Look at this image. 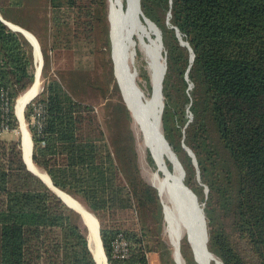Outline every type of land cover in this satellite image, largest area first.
Wrapping results in <instances>:
<instances>
[{"label": "trees", "instance_id": "obj_1", "mask_svg": "<svg viewBox=\"0 0 264 264\" xmlns=\"http://www.w3.org/2000/svg\"><path fill=\"white\" fill-rule=\"evenodd\" d=\"M141 6L162 33L163 127L185 182L205 201L208 247L225 264H264V0H141ZM109 10V0H0L3 18L33 32L44 56L43 89L24 112L33 160L98 217L109 264H151L153 252L159 264H178L164 237L159 190L139 166L134 118L114 71ZM57 51L72 60L52 73ZM147 64L142 57L138 79L150 91ZM34 80L32 43L0 19V85L16 104ZM93 96L102 97L103 117ZM11 127L19 128L14 111ZM152 155L148 150L157 168ZM126 212L138 227L118 224ZM121 232L130 243L123 259L112 249ZM181 251L188 264H199L187 237ZM0 264H97L81 214L28 168L20 138L0 137Z\"/></svg>", "mask_w": 264, "mask_h": 264}, {"label": "bare ground", "instance_id": "obj_2", "mask_svg": "<svg viewBox=\"0 0 264 264\" xmlns=\"http://www.w3.org/2000/svg\"><path fill=\"white\" fill-rule=\"evenodd\" d=\"M110 0V13L113 23H120V34L117 30L114 32V39L121 43V50L123 49V55L128 56L132 61L133 47L137 49L136 43L139 40L143 50L148 56L149 69L154 85V100L159 96V86L161 78L162 60L158 58V44L159 38L157 37L158 30L155 25L148 21L139 22L135 11L136 5L135 0ZM127 8V9H126ZM119 21V22H118ZM11 26L18 28V25L10 23ZM31 42L35 46L36 55V76L37 79L33 85H31L24 93H22L15 104V111L21 121L22 133H23V149L24 155L32 169L40 173L47 181L50 180L49 174L43 168L39 167L32 158V139L30 131L25 125L24 112L27 103L34 97V95L40 89V75H41V64L42 56L38 44L34 35L28 31H24ZM136 36L138 37H135ZM129 44V48H128ZM122 58V56L120 57ZM118 59L119 63L122 61ZM128 59V63H129ZM125 66V65H124ZM131 66V65H130ZM132 70V67H131ZM121 82L124 87V92L127 97V101L134 114V119L141 124V142L142 148H148L157 163V169L153 177L154 185L159 189L163 203L165 205L166 216H167V227L166 233L169 236L171 243L174 246L175 257L180 264H188L185 260L182 251L181 243L184 237L190 239L193 246L195 256L199 264H222L220 258L216 255L211 254L205 246L204 229L200 227V220L195 214H186L181 209L178 198L173 190V184L179 179L181 166L178 162L177 157L172 153L170 149L165 147L164 143L159 137L152 136L151 124H154V118L152 112H150L151 96H141L136 90V85L130 82L131 79H126L120 72ZM148 108V109H147ZM169 161L172 167L169 166ZM174 165V169H173ZM50 182V181H49ZM54 186V185H52ZM54 188L64 197V199L79 207L85 212L86 218L94 229L93 233V244L92 248L99 261L98 264H107L106 255L102 249V242L97 233V221L94 213L77 197L68 193L67 191L60 189L59 187ZM96 226V227H95Z\"/></svg>", "mask_w": 264, "mask_h": 264}, {"label": "water", "instance_id": "obj_3", "mask_svg": "<svg viewBox=\"0 0 264 264\" xmlns=\"http://www.w3.org/2000/svg\"><path fill=\"white\" fill-rule=\"evenodd\" d=\"M135 5H136L135 14H136V17H137L138 21L139 22H142V21L148 22V21H150V22H152L155 25V27L158 30L157 37L159 38V44L157 46L158 47L157 53H158L159 60L160 61L162 60L161 61L162 62V68H161V78H160V86H159V96H158V98L156 100L153 99L154 98V85H153V79L151 77L152 92H150V96H151V101H152V99H153V101L150 103V108H149L150 110L149 111L152 112L153 118H154V124H151V133H152V136L159 137V139L164 143L165 147L170 149L172 151V153L177 157L178 162H179V164L181 166V172H180L179 179L176 180L175 183L173 184L174 193L176 194V197L178 198V202L180 203V206H181V209L183 210V212H185L186 214L188 213L190 215L193 213L197 217H199L200 227L202 226V228L204 229L205 246H206V248L208 249V251L211 254L216 255L208 247V244H209V231H208V225H207V218H206V214H205V210H204V204L205 203L201 202L199 200V197H198L197 193L192 189V187L190 185H188L185 182L186 170H185L183 164L181 163L177 153L175 152V150L173 149V147L170 144L169 140L167 139V137L165 135L164 127H163V111H164V106H165V96H164V92H163V80H164V76H165V73H166V70H167V57H166V54L164 52V42H163L162 33H161V30L158 27V25L153 20H151L147 15H145V13H144V11L142 9V6H141V0H135ZM0 19L3 20L12 29L17 30V31H21L24 34L25 28L21 27L20 25H18V28H15V27L11 26V24H10L11 22H9L5 18H3L1 14H0ZM109 20H110V23H111L110 36H111V42H112V58H113V61H114L115 76H116L117 81L119 83L123 98H124V100H125V102H126V104L128 106V109L131 111V108H130L129 103L127 101V97H126L125 92H124L123 84L121 82L120 72H122V76L124 78L131 79L130 82H132V83H134L136 85V90L138 91V93L141 96L145 97V95H146L145 90L140 85V83L138 81V69L134 65L135 56L137 55V49L133 47L132 70H131V66L128 63L129 55L128 56H124L123 55V49L121 50V43H120L121 40L116 43V41L114 39L115 30H117V28H118V32L120 34L121 28H120V23H113V20L111 18L110 10H109ZM176 30H177V35L179 36V39H180L181 43L187 45L188 47H190V49L192 51L191 61H193L194 56H195V54L193 52V49L191 48L189 42L183 38V35H182V32L180 31V29L176 28ZM32 34L34 35V37L36 39V42L38 44V47L40 49V52L42 54L40 42H39L37 36L34 33H32ZM31 43H32V45L34 47V53H35V46H34L33 42H31ZM128 48H129V44H128ZM121 56H122V58H120ZM119 58L122 60L120 63L118 61ZM42 67H43V61H42V64H41V68ZM187 77H188V73H187ZM35 81H36V73H35ZM131 113H132V116L134 118V114H133L132 111H131ZM16 115H17V113H16ZM17 117H18V115H17ZM18 119H19V117H18ZM191 120H192V115H191ZM20 125H21V123H20ZM23 137L24 136H22V148H23ZM31 139H32V158H33V145H34V142H33L32 135H31ZM184 148L187 149L189 151V153L193 156L194 162H195V164L198 167V160H197V156H196L195 152L189 146H187L186 144H184ZM23 158H24V161L26 162L28 168L35 175H37L44 182H46L62 198V200L68 206H70L71 208H73L74 210L78 211L81 214V216L83 218V221L85 222V224L87 225V228H88L89 247H90V249H91V251H92V253L94 255V258H95V260H96V262L98 264L99 261H98L97 256H96V254H95V252H94V250L92 248V244H93L92 240H93L94 229L92 228L91 224L87 220L86 215H85L86 213L83 212V210L81 208L75 207L71 203H68L64 199V197H62V195L54 188V186L55 187H57V186L53 183L50 175H49V177H50V180H49L50 182H49L43 176H41L40 173H38L37 171H35L34 169L31 168V166L29 165V163H28V161H27V159H26V157L24 155V149H23ZM173 169H174V165H173ZM199 178H200V175H199ZM52 185H54V186H52ZM205 191H206L207 194L209 193V187L208 186H205ZM159 195L161 196L160 192H159ZM163 207H164L163 208L164 218H165V221H167V216H166V210H165L164 203H163ZM95 217H96V215H95ZM96 221H97V233H98V235L100 237V240L102 242L103 252L106 255V252H105V249H104V244H103L101 233H100V222H99V219L97 217H96ZM188 242H189L190 246L192 247V250H193V253H194V257H195L196 261L198 262V260H197V258L195 256V252H194L193 246H192L191 241H190L189 238H188ZM174 258H175L176 262L178 264H180L175 256H174ZM220 260H221L222 264H225L221 258H220ZM106 263L109 264L107 255H106Z\"/></svg>", "mask_w": 264, "mask_h": 264}, {"label": "rangeland", "instance_id": "obj_4", "mask_svg": "<svg viewBox=\"0 0 264 264\" xmlns=\"http://www.w3.org/2000/svg\"><path fill=\"white\" fill-rule=\"evenodd\" d=\"M110 2V1H109ZM125 6H126V4H125ZM135 37H137L136 36V34H135ZM138 38V37H137ZM40 46H41V44H40ZM136 46H137V49H140L142 52H143V54H144V56L146 57V59H147V61L149 60V58H148V56L146 55V53H145V51L143 50V48H142V46H141V44L139 43V40H137V43H136ZM41 50H42V48H41ZM142 54V55H143ZM43 55V52H42V54H41V56ZM144 56H142V57H144ZM69 57V55L65 52H63V51H57L56 53H55V55H54V61H53V65H52V68H51V72L52 73H54L53 71H55L58 67H64L67 63H69L70 62V60H72L71 58H68ZM141 57V58H142ZM141 58H139V56H138V53H137V55L135 56V60H134V65L137 67L138 66V64L140 63V59ZM42 61H43V66H44V56H42ZM129 64L131 65V67H132V61H131V59H129ZM147 66H148V68H149V62H148V64H147ZM138 68V67H137ZM34 71H35V73H36V55H35V53H34ZM149 71H150V69H149ZM150 74H151V71H150ZM44 76H43V67L41 68V75H40V89H39V91L34 95V97H36L41 91H42V89H43V86H44V82H45V79L43 78ZM152 77V76H151ZM139 78V77H138ZM36 79H37V76H36ZM141 80V79H140ZM138 81H139V79H138ZM34 82H35V80H34ZM34 82L32 83V85L34 84ZM144 84H145V86H146V88H144V90H145V93H146V96H150V92H152V90H150L149 91V89H148V87H147V84H146V81H144ZM24 92V91H23ZM22 92V93H23ZM21 93V94H22ZM20 94V95H21ZM33 97V98H34ZM19 98V97H18ZM33 100V99H32ZM32 100H30V102L32 101ZM101 100H102V97H92L91 99H90V101H93L94 103H99V105H98V109H99V112H100V114H101V116L103 117V115H104V113H103V110H101V107H102V102H101ZM16 108V107H15ZM16 114V113H15ZM24 117H25V113H24ZM26 124V127H27V129L29 130V127H28V125H27V122H25ZM22 125V124H21ZM141 124H139L135 119H134V121L132 122V127L134 128V133H135V136H136V148H137V151H138V160H139V166H140V169H141V173H142V175H143V177L148 181V182H150V183H152V184H154L153 183V177H154V174H155V172H156V167H153L151 164H150V162H149V159H148V148L146 147V148H142L141 147V142H142V140L141 141H139L140 139L139 138H141V126H140ZM30 131V130H29ZM2 134V137H15V134L16 133H18V135H19V137H21V134H22V126H20V124H19V128L16 130V133L13 131H9V130H7V131H2L1 132ZM30 134L32 135V133H31V131H30ZM18 137V138H19ZM33 137V136H32ZM20 141H21V139H20ZM21 147H22V144H21ZM22 151H23V148H22ZM162 198V197H161ZM163 199V198H162ZM204 203H205V201H204ZM97 217V216H96ZM98 218V217H97ZM125 220H127V222L126 223H128L129 222V225H133L134 227H138L139 225H138V223H137V221H136V219H134L132 216H131V214L129 213V212H126L125 214H123L122 215V217L120 218V220H118V224L119 225H122V224H125ZM100 222V221H99ZM116 223V222H115ZM166 227H167V223H166V225H165V228H164V237H165V239L171 244V246H172V248H173V255L175 256V250H174V246H173V244L171 243V241H170V239H169V236H168V234L166 233ZM152 255H154V256H152ZM150 256H152L151 257V264H159V262H160V260H159V257H158V254L156 253V252H153V253H151L150 254Z\"/></svg>", "mask_w": 264, "mask_h": 264}, {"label": "built area", "instance_id": "obj_5", "mask_svg": "<svg viewBox=\"0 0 264 264\" xmlns=\"http://www.w3.org/2000/svg\"><path fill=\"white\" fill-rule=\"evenodd\" d=\"M34 107L36 114L34 121L40 131L44 123L45 105L44 103L39 102L35 103ZM13 111L16 113L15 104L13 103L9 90L0 85V132L13 130L11 127ZM112 249L113 256L116 258L123 259L129 257L130 243L124 233L121 232L116 235L112 243Z\"/></svg>", "mask_w": 264, "mask_h": 264}, {"label": "crops", "instance_id": "obj_6", "mask_svg": "<svg viewBox=\"0 0 264 264\" xmlns=\"http://www.w3.org/2000/svg\"><path fill=\"white\" fill-rule=\"evenodd\" d=\"M1 14V13H0ZM3 17V16H2ZM8 21V20H7ZM9 22H11V21H9ZM11 23H13V22H11ZM15 24V23H14ZM17 25V24H16ZM26 31H28V32H30L31 33V31H29V30H27V29H25ZM33 33V32H32ZM27 35H25V37H26ZM26 38H28L29 39V37L27 36ZM30 40V39H29ZM25 121L24 122H26V119H25V117L23 118ZM18 121H19V124L21 123V121L18 119ZM26 124V123H25ZM21 126V125H20ZM16 130L17 129H13V130H10V131H14L15 133H16ZM2 133L0 132V137H2V135H1ZM22 136H23V133L21 134V137H19V135H18V133H16L15 134V137L13 136V137H2V138H4V139H16V138H20L21 139V144H22ZM34 146V145H33ZM152 256H154V255H152ZM152 256H150V257H152Z\"/></svg>", "mask_w": 264, "mask_h": 264}]
</instances>
